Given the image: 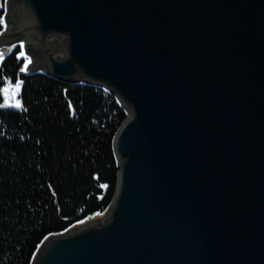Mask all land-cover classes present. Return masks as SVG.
<instances>
[{"label": "water", "instance_id": "water-1", "mask_svg": "<svg viewBox=\"0 0 264 264\" xmlns=\"http://www.w3.org/2000/svg\"><path fill=\"white\" fill-rule=\"evenodd\" d=\"M5 8V53L22 43L127 114L106 211L44 238L30 264H264V0Z\"/></svg>", "mask_w": 264, "mask_h": 264}, {"label": "trees", "instance_id": "trees-1", "mask_svg": "<svg viewBox=\"0 0 264 264\" xmlns=\"http://www.w3.org/2000/svg\"><path fill=\"white\" fill-rule=\"evenodd\" d=\"M20 51L0 62V89L22 81L20 107L0 92V264H30L44 238L106 211L118 172L112 142L127 116L104 88L20 72Z\"/></svg>", "mask_w": 264, "mask_h": 264}, {"label": "rangeland", "instance_id": "rangeland-1", "mask_svg": "<svg viewBox=\"0 0 264 264\" xmlns=\"http://www.w3.org/2000/svg\"><path fill=\"white\" fill-rule=\"evenodd\" d=\"M4 8H5V4H4ZM5 11H6V8H5ZM9 11H10V9H9ZM50 39H55L56 41H57V43H58V46L60 47V39H61V37L59 36V35H53V36H50ZM22 45V44H21ZM60 48H59V52H60ZM23 52H24V54H25V57H27L28 58V63H27V68H26V71L24 72V73H29V72H32V71H35V70H39L40 68H43V66H42V62H44V59L42 58V57H36L35 55L34 56H32L31 54H28L26 51H24L23 50ZM0 53H3V55H2V57H0V62L2 61V58H3V56H4V54H5V51H3L2 49H0ZM61 53V52H60ZM6 85H11V86H15V84H10V83H8V84H6ZM5 85V86H6ZM4 86V87H5ZM3 87V88H4ZM3 93V92H2ZM19 93V92H18ZM18 93H16L10 100H8L7 102H5V98H4V104L5 105H7V106H10V107H14V108H17L16 106H15V104H16V101L18 100V98H17V96H18ZM4 96V95H3ZM103 215V214H102ZM101 215V216H102ZM101 216H99V217H101ZM96 218H98V217H96Z\"/></svg>", "mask_w": 264, "mask_h": 264}, {"label": "snow or ice", "instance_id": "snow-or-ice-1", "mask_svg": "<svg viewBox=\"0 0 264 264\" xmlns=\"http://www.w3.org/2000/svg\"><path fill=\"white\" fill-rule=\"evenodd\" d=\"M21 47H23V45H21ZM3 53H0V57H2ZM19 57H25V54L23 51L19 52ZM27 63H28V58L25 57V64L23 67L19 68L20 72H25L26 68H27ZM21 84L22 81L17 79L15 82V86H11V85H6L4 88L0 89V92H3L4 98H5V102H7L8 100H10L16 93L19 92L20 88H21ZM16 107H20V102L17 100Z\"/></svg>", "mask_w": 264, "mask_h": 264}, {"label": "bare ground", "instance_id": "bare-ground-1", "mask_svg": "<svg viewBox=\"0 0 264 264\" xmlns=\"http://www.w3.org/2000/svg\"><path fill=\"white\" fill-rule=\"evenodd\" d=\"M3 47H5V46H2V43H0V49H2V50H3Z\"/></svg>", "mask_w": 264, "mask_h": 264}]
</instances>
